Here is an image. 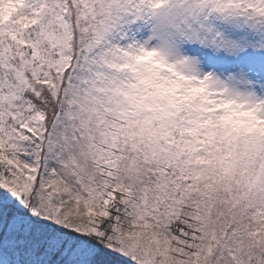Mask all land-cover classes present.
Masks as SVG:
<instances>
[{
  "label": "snow or ice",
  "instance_id": "1",
  "mask_svg": "<svg viewBox=\"0 0 264 264\" xmlns=\"http://www.w3.org/2000/svg\"><path fill=\"white\" fill-rule=\"evenodd\" d=\"M0 264H264V0H0Z\"/></svg>",
  "mask_w": 264,
  "mask_h": 264
}]
</instances>
